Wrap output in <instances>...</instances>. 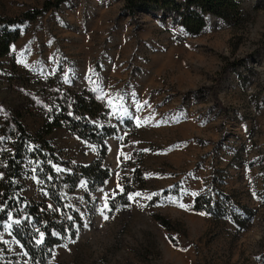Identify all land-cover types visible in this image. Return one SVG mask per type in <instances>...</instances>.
<instances>
[{
  "label": "rangeland",
  "instance_id": "1",
  "mask_svg": "<svg viewBox=\"0 0 264 264\" xmlns=\"http://www.w3.org/2000/svg\"><path fill=\"white\" fill-rule=\"evenodd\" d=\"M46 1L0 0V17ZM241 7V24L210 15L195 35L171 16L133 18L123 0H67L12 27L21 36L0 57V117L16 109L38 135L51 102L46 81L60 71L65 86L96 91L137 127L111 117L118 133L105 140L104 163L113 174L98 192L88 194L84 181L67 193L84 226L47 264H264V0ZM47 140L64 160L98 158V146L69 129L55 127ZM133 150L145 183H133L130 195L141 196L111 214V199L135 178ZM209 189L230 197L239 223L192 209ZM44 193L38 180L26 190L35 199ZM0 239L26 257L8 223Z\"/></svg>",
  "mask_w": 264,
  "mask_h": 264
},
{
  "label": "trees",
  "instance_id": "2",
  "mask_svg": "<svg viewBox=\"0 0 264 264\" xmlns=\"http://www.w3.org/2000/svg\"><path fill=\"white\" fill-rule=\"evenodd\" d=\"M65 1L47 0L42 7L26 10L20 16L0 17V57L7 56L12 43L21 36V31L13 26L35 21L50 9L60 8ZM123 1L124 9L133 18L140 12L171 16L191 35L205 29L210 15L234 26L243 20L241 0ZM46 86L52 91L51 102L46 109L47 121L38 135L28 129L16 109L0 117V229L8 223L26 252V257L13 253L10 246L0 239V264H47L59 244L76 237L84 226V218L69 201L67 193L76 190L84 181L87 182L88 194L98 192L112 176L113 171L104 163L108 150L105 140L118 133L116 125L109 123L112 116L133 130L137 128L131 119L125 117L120 120L113 114L96 91L65 86L60 71L47 79ZM55 127L69 129L80 139L96 144L98 158L83 164L60 158L47 140ZM132 155L136 161L135 178H130L123 191L111 199V214L128 204L129 195L136 189L133 183L144 186L142 156L137 150H133ZM32 180L42 183L45 193L40 199L26 194ZM224 194L217 197L210 189L202 191L195 196L192 209L205 211L216 219L230 215L239 223L240 218L228 209L230 204L227 199L230 197ZM246 210L253 214L251 210ZM156 218L163 226L172 228L169 219L162 215ZM41 233L43 240L37 243Z\"/></svg>",
  "mask_w": 264,
  "mask_h": 264
},
{
  "label": "snow or ice",
  "instance_id": "3",
  "mask_svg": "<svg viewBox=\"0 0 264 264\" xmlns=\"http://www.w3.org/2000/svg\"><path fill=\"white\" fill-rule=\"evenodd\" d=\"M117 187H120V185H117ZM121 191H123V189L121 188ZM134 196L139 197L141 196V193H135ZM133 195H129V199H133L134 198ZM147 199H151V196H148ZM183 206V205H181ZM104 209H108V204H107V197H106V201L104 204V208L101 209V215H104ZM110 210V209H109ZM109 217L107 215H104V219H108ZM17 223H19V221H17ZM40 240H37V243H41V241L43 240V233L40 234Z\"/></svg>",
  "mask_w": 264,
  "mask_h": 264
},
{
  "label": "crops",
  "instance_id": "4",
  "mask_svg": "<svg viewBox=\"0 0 264 264\" xmlns=\"http://www.w3.org/2000/svg\"><path fill=\"white\" fill-rule=\"evenodd\" d=\"M195 196H196V195H195ZM195 196H194V197H195Z\"/></svg>",
  "mask_w": 264,
  "mask_h": 264
}]
</instances>
